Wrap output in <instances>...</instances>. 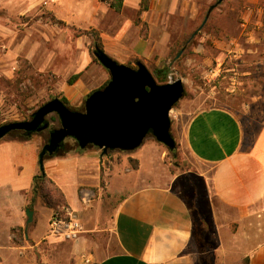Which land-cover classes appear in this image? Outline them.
<instances>
[{"label":"crops","instance_id":"obj_1","mask_svg":"<svg viewBox=\"0 0 264 264\" xmlns=\"http://www.w3.org/2000/svg\"><path fill=\"white\" fill-rule=\"evenodd\" d=\"M65 3L69 11L61 17L97 29L111 57L127 65L142 61L147 67L157 66L177 41L175 19L195 21L200 11L197 3L188 0H124L120 11L103 0ZM256 5L255 12L248 8L244 16L261 23V8ZM46 131L29 139L0 140V264H86L89 260L91 264H203L190 208L174 180L162 182L154 170L139 175L146 180L136 186L123 184L126 177L112 173L106 164L108 155L95 146L46 157L48 178L61 190L64 202L81 213L86 229L77 239L48 237L55 207L40 198L32 203L34 177L41 172L39 154L48 141ZM177 132L181 145L207 167L199 174L208 187L215 233L242 241L241 245L234 241V246L248 250V264H264V235L255 241L250 236V228L259 222L261 228L264 225V127L249 142L241 119L227 108L213 106L189 116ZM130 157L138 161L135 172H142L140 151L133 150ZM84 191L94 194L90 204L81 200ZM107 191L125 193L109 210L93 207ZM31 205L34 219L27 226L26 209ZM46 239L53 242L48 246Z\"/></svg>","mask_w":264,"mask_h":264},{"label":"rangeland","instance_id":"obj_2","mask_svg":"<svg viewBox=\"0 0 264 264\" xmlns=\"http://www.w3.org/2000/svg\"><path fill=\"white\" fill-rule=\"evenodd\" d=\"M63 1L0 0V125L31 118L44 102L56 96L66 97L71 108L85 111L89 94L109 82L110 72L93 54L94 32L99 31L61 17L69 11ZM188 1L200 6L198 18L175 19L177 41L173 48L157 66H148L153 75L157 69L168 67V81L181 78L184 82L185 93L170 111L177 148L169 150L150 133L134 150L144 157L142 172L133 169L138 164L130 157L133 151L110 150L106 164L112 173L126 177V185L136 186L146 180L139 175L156 170L158 179L174 180L184 196L193 190L200 194L198 206L202 214L208 215L203 196L207 185L199 174L207 167L181 145L177 128L195 112L213 106L235 113L245 126L249 142L264 127V0ZM256 4L261 8V23L244 16L248 8L255 12ZM129 66L137 68V63ZM52 116L56 115L49 116L50 123ZM45 135L49 138L48 131ZM67 142L75 144V139L68 138ZM106 178L103 173V186ZM124 193L107 191L93 207L109 210ZM257 225L250 228L254 241L264 235V225ZM232 230L235 233V227ZM234 241L242 243L228 233L214 231L205 243L209 251L203 256V264H247L248 250L234 246ZM44 242L49 246L53 240ZM85 262L91 264V260Z\"/></svg>","mask_w":264,"mask_h":264},{"label":"water","instance_id":"obj_3","mask_svg":"<svg viewBox=\"0 0 264 264\" xmlns=\"http://www.w3.org/2000/svg\"><path fill=\"white\" fill-rule=\"evenodd\" d=\"M214 7L209 10L204 23ZM93 53L110 72L111 78L103 88L89 94L85 111L71 108L56 96L44 102L31 118L0 125L1 140L15 130L28 135L48 130L49 116L59 118L60 126L49 130L48 141L40 151L41 171H45L46 157L54 155L68 138L75 139L81 148L95 146L102 155L110 150L133 151L150 133L169 150L177 148L171 133L170 111L185 93L183 80L159 83L142 61L137 62V68L120 63L98 45ZM26 213L28 226L33 222L34 211L27 208Z\"/></svg>","mask_w":264,"mask_h":264},{"label":"trees","instance_id":"obj_4","mask_svg":"<svg viewBox=\"0 0 264 264\" xmlns=\"http://www.w3.org/2000/svg\"><path fill=\"white\" fill-rule=\"evenodd\" d=\"M107 1L110 6L120 11L123 7L124 0H103ZM143 3H147V0H143ZM94 45H98L101 48H103V44L100 38V35L94 32V39H93ZM94 54V53H93ZM78 75H75L70 82L72 83L73 80ZM154 76L159 81V83H166L168 82V76H169V68L163 67L159 68L154 72ZM63 101L68 104V99L66 97H62ZM53 123L50 124V128L47 130L49 132L50 129H54L57 127V124L60 125V120L57 118V116H52ZM58 121V123H56ZM46 131V130H45ZM7 136L11 138H18V139H29L31 135L26 134L24 131L21 130H15L9 133ZM73 149H81V147L78 146V143L75 140V144H70L66 141L62 145L60 149L54 155L51 156H63L66 155L68 152H70ZM100 150V149H99ZM102 153V151H101ZM104 156V155H103ZM33 197H32V203L34 204L38 198H40L45 204L56 207L59 204L65 203L64 202V195L61 192V190L54 184V182L48 178L45 171H41L39 174L35 175L34 177V185H33ZM208 188L206 187V190L203 194L205 198V206L208 210V215H204L201 213V210L198 206V194L195 190H193V193L189 194L187 193V197L184 196L187 200L188 206L190 208L191 216L193 219L194 224V237L196 244L198 246L199 251L202 254H206L209 251V248L205 244L208 242L212 236V233L214 232V224L212 220V214H211V208L210 203L208 200ZM32 209V205H31ZM246 263H249V257H246ZM206 264H210L208 261H206Z\"/></svg>","mask_w":264,"mask_h":264},{"label":"built area","instance_id":"obj_5","mask_svg":"<svg viewBox=\"0 0 264 264\" xmlns=\"http://www.w3.org/2000/svg\"><path fill=\"white\" fill-rule=\"evenodd\" d=\"M94 194L84 191L81 200L84 204L93 201ZM86 232L81 213L69 204H60L53 210L49 220L48 237L55 239H77Z\"/></svg>","mask_w":264,"mask_h":264}]
</instances>
